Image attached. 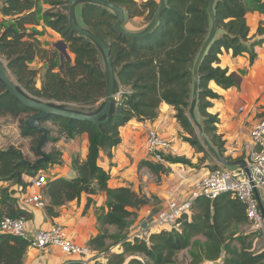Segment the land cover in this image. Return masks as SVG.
Returning a JSON list of instances; mask_svg holds the SVG:
<instances>
[{
    "label": "trees",
    "instance_id": "16d2710c",
    "mask_svg": "<svg viewBox=\"0 0 264 264\" xmlns=\"http://www.w3.org/2000/svg\"><path fill=\"white\" fill-rule=\"evenodd\" d=\"M111 1L125 9L128 19L144 17L146 22L140 27L152 20L159 7L158 0ZM209 1L167 0L159 25L142 38L117 32L114 28L117 17L105 7L88 3L78 9L80 21L109 46L122 93L112 118L105 124L95 125L55 115L42 120L44 125L52 122L59 128V136L54 138L48 127L45 145L61 137L74 139L83 133L89 136L86 159L73 158L76 175L49 180L44 186L46 214L58 217L57 208L80 200L84 194L87 195L86 208L93 196L100 192L107 196V209L98 215L100 232L87 244L97 252L96 259L70 260L66 264H186L179 262L177 256L191 247L195 249L189 264H264V247H257L259 234L253 229L249 233L240 230V224H250L246 204L234 198L231 192H224L215 199L197 198L192 213L181 218L180 230L153 231L142 239L131 237L130 229L138 217V210L149 204L150 198L127 186L110 187L111 175L99 163L102 150L112 156L121 143V127L133 119H156L163 102L174 106L176 118L187 134L184 140L204 156L195 164L185 156L171 153L164 156V162L151 160L147 155L150 159L142 165L160 174L170 171L165 162L195 168L206 162L209 151L189 116V108L194 89V65L211 29ZM69 2L45 0L50 9L43 10L40 0H1L0 12L8 20L2 23L3 31L0 27V56L16 81L35 97L70 107L95 109L105 98L107 88L100 52L93 42L72 27L69 11H51L52 7L62 4L69 10ZM215 11L219 30L200 67L196 114L202 117L200 122L212 145L221 155L233 159L226 155V142L218 133L219 116L207 111L212 105L211 99L221 98L209 83L214 80L224 89L241 88L248 69L230 72L220 65V54L223 49L232 50L234 57L247 54L250 66L254 65L264 44V21L260 22L257 33L251 35L248 14H264V0H216ZM42 20L67 43L75 55L74 61L61 59L57 50L42 45L39 35L43 31L36 28ZM37 59L47 64L41 78L40 68L31 66ZM33 113L0 81V117H19L22 134L33 138L32 150L40 156L37 144L42 133L29 127L27 118L23 117ZM49 155V161L36 163L37 159L31 161L15 145L0 148V182L4 185L0 187V220L10 216L29 221L31 214L26 206L30 205L24 203L26 195L19 198L16 193L26 191L29 178L62 163L61 151L55 149ZM111 227L115 228L114 232L109 229ZM200 236L205 238V243L196 244ZM30 244L27 238L0 230V264H25ZM117 245L121 251L112 252V246Z\"/></svg>",
    "mask_w": 264,
    "mask_h": 264
},
{
    "label": "crops",
    "instance_id": "0c3cea01",
    "mask_svg": "<svg viewBox=\"0 0 264 264\" xmlns=\"http://www.w3.org/2000/svg\"><path fill=\"white\" fill-rule=\"evenodd\" d=\"M137 1L141 3L144 0ZM138 18L140 17L129 18L127 27L129 29H139L135 27L140 22ZM248 20L251 28L250 34L255 35L260 22L264 21V14L251 12L248 14ZM43 25L46 26L45 29L49 28L50 32H53L56 36L59 35L47 26L43 20L36 28L43 31ZM220 59V65L223 68L227 67L230 72L248 69V73L244 76L241 88L224 89L214 80L210 81V88L220 94L221 98L211 99L212 105L207 111L219 116L218 133L222 135L226 145L236 142L238 147L246 150L251 145L250 133L253 126L264 116V44L260 55L252 66L249 64L247 54L234 57L232 50L223 49ZM196 115L198 120L201 121L200 114L197 113ZM150 128L156 129L172 142V149L169 153L185 156L195 164L199 162V158L204 156L203 152H197L189 142L184 140L183 136L187 134L176 118L174 106L167 102L161 104L156 119L152 121L133 119L121 127V143L113 150L112 156L102 150L99 163L111 175L110 187L127 186L150 198L149 204L138 210V217L134 222L133 231L143 229L152 223L171 201L189 198L196 185L211 171V167L218 166L216 163L208 161L204 162L200 168L190 167L182 163L167 162L165 165L170 168L168 173L156 174L152 172L146 165H142L143 161L150 159L145 148V139ZM53 142L55 146L68 142L67 144L70 143L75 146L70 148L71 154L79 152L82 160L87 157L89 149V136L87 133H83L74 139L61 137ZM0 148L6 147L0 146ZM62 151L64 154L62 163L50 166L44 172L49 180L61 177L72 178L76 175L72 163L74 157L68 159L67 157L70 158V155L65 150ZM1 186H4L2 182H0ZM13 188L18 189L17 186H13ZM42 190L33 185V178L31 177L26 191L24 193L17 192L16 197L21 198L25 195L42 192ZM92 198L93 201L87 208L86 194L80 200L71 201L57 208L59 216L55 218H51L46 214L45 207L26 206L31 214L28 221L29 230L34 233L36 230L47 228L53 223H60L68 229L71 237L76 242L89 244V241L100 232L98 225L99 213L103 209H107L106 193L100 192ZM260 198L264 207V192H261ZM240 230L249 233L252 231V227L249 223L244 226L240 224ZM133 231L130 229V232ZM154 231L158 232L160 230L156 229ZM260 239H264V233H259L258 238H256L257 243ZM118 251H121V248ZM102 259L104 258L102 257ZM70 260L79 259L75 256L63 254L56 247L46 249L29 248L25 264H66Z\"/></svg>",
    "mask_w": 264,
    "mask_h": 264
},
{
    "label": "built area",
    "instance_id": "2783aa9c",
    "mask_svg": "<svg viewBox=\"0 0 264 264\" xmlns=\"http://www.w3.org/2000/svg\"><path fill=\"white\" fill-rule=\"evenodd\" d=\"M250 137L251 145L246 150L238 147L236 142L226 145L227 156H231L233 159L240 157L246 159L250 175L242 167L231 170L227 166L218 165L196 185L189 198L171 201L152 223L143 229L133 231L130 236L142 239L156 229L180 230L181 218L192 213L197 198L215 199L224 192H231L234 198L246 204L247 216L252 229L258 234L264 233V213L260 198L261 192H264V116L253 126ZM145 148L151 160L164 162V156L172 149V142L156 129L150 128L146 135ZM48 182L49 179L45 173H39L33 178V185L40 190ZM24 203L45 207L46 200L43 193L38 192L26 195ZM0 230L29 239L30 248L56 247L63 254L75 256L84 262L93 261L97 257L95 250L87 244L76 242L68 229L60 223H53L47 228L32 233L29 230L28 221L24 217L4 216L0 220Z\"/></svg>",
    "mask_w": 264,
    "mask_h": 264
},
{
    "label": "water",
    "instance_id": "95a60500",
    "mask_svg": "<svg viewBox=\"0 0 264 264\" xmlns=\"http://www.w3.org/2000/svg\"><path fill=\"white\" fill-rule=\"evenodd\" d=\"M88 3L99 5L112 11L117 17V20L114 23V28L116 29V31L132 38H142L151 34L159 25L162 13L167 8V0H159V7L156 10L152 20L147 25L139 29H129L127 27L128 18L125 9L111 0H70L69 21L72 27L79 33V35L86 37L96 45L104 64L107 82L106 96L95 109H80L70 107L64 103L44 100L35 97L16 81V79L12 76L6 61L0 56V81L6 86L9 93L15 96L23 105L29 107L34 111V113L28 117L26 124L31 128L38 129L42 133L37 144V151L40 157L36 160V163L50 160L49 153L44 151L46 139L49 136V129L42 123L43 119L55 115L65 117L70 120L89 121L95 125H102L110 121L114 114V111L118 106L120 94L122 91L117 77L116 69L113 64L111 50L106 42L95 31L84 25L79 19L78 9ZM215 3L216 0L209 1L208 11L211 18V29L208 37L206 38L200 49L194 65V89L191 106L189 108V116L193 124L195 125L197 133L203 144L221 165L228 167H242L245 169L248 175H250V169L246 159H228L218 152V150L208 139L204 131V127L198 120L196 115L200 87V67L202 62L204 61L205 55L212 41L216 37L219 30L215 11ZM56 46L60 51L63 52V54L67 55L69 60H71V56L69 55L67 49V43H65L63 40H60L59 43L56 44ZM63 58L64 56L62 55V59ZM33 166H35V164ZM261 206L264 213V207L262 203ZM262 233L263 232H261V234Z\"/></svg>",
    "mask_w": 264,
    "mask_h": 264
},
{
    "label": "rangeland",
    "instance_id": "374dc122",
    "mask_svg": "<svg viewBox=\"0 0 264 264\" xmlns=\"http://www.w3.org/2000/svg\"><path fill=\"white\" fill-rule=\"evenodd\" d=\"M40 2L43 5V10L50 9L49 8V4L45 3V0H40ZM68 6H69V4H68ZM1 7H2V4H1V0H0V10H1ZM51 11H54V12L63 11L65 13H68L69 10H67L65 8V5L62 4V5H57L56 7H52ZM140 18H138L139 19L138 21H140V22L137 23V25L135 26L136 28H141L140 26L143 25L146 22V19L144 17H142L141 20H140ZM5 20H8V19H6V17H4V15L1 14V12H0V27H1L2 31L5 29V26L2 25L3 21H5ZM41 23H42V21H41ZM45 27L46 26L43 25V28H44L43 34L39 35V38H40V40L42 42V45L45 48H48L50 50H53V49L57 50L58 53H60L61 59H62V55L64 56V58L68 59L67 55L63 54V52L60 51L57 48V46H56V44L59 43L60 40H63V38L60 35L56 36L53 32H50L49 28L45 29ZM57 37H59V39H57ZM61 46H63V45H61ZM67 49H68L69 55L71 56V60L75 59V55L70 51L69 47ZM31 66L34 67V68L40 67V75L39 76L41 78V76H43V74H44V70L46 69L47 64H46L45 61H42L41 59H37L36 61H34L31 64ZM23 117L28 119L29 116H24L23 115ZM19 119H20L19 117H14V116H11V115L0 117V146L8 147L10 145H15L17 147H20V148L23 149L24 153L27 155V157L31 161H35L40 156H38L32 150L33 138L30 137V136H24L22 134V129L20 127ZM46 126L51 128V130H52L51 137L55 138V137L59 136V128L56 127L52 122H46ZM67 143L68 142H66L64 144H57L58 146H55L54 142L50 141L49 143H47L44 146V151L49 153V152L57 149V150L61 151L62 156H63L64 154H63L62 150H65L66 153H68V155H70V158L67 157L68 159H72L75 156H79V152H75L74 154H71L70 148H73L75 146H72L70 143L69 144H67ZM65 156H66V154H65ZM79 157H80V159L82 158L81 156H79ZM206 161L216 163L217 165H221L219 163V161L215 157L211 156L210 152H209V156H208ZM165 163H167V162H165ZM229 168L231 170L237 169V167H234V166L233 167L229 166ZM109 229L112 232L115 231L114 227L109 228ZM133 230H134V224L131 226V231H133ZM199 243H202V244L205 243V238L202 237V236L198 237L196 239V244H199ZM257 247L258 248H263L264 247V239H260V241L257 244ZM118 249H120V246H118V245L117 246H112L111 251L118 253V252H120V251H118ZM194 249L195 248L191 247V248H188V249L180 252L178 254V256H177L178 261L182 262V263L189 264L191 259H192V251H194Z\"/></svg>",
    "mask_w": 264,
    "mask_h": 264
},
{
    "label": "clouds",
    "instance_id": "9594fccd",
    "mask_svg": "<svg viewBox=\"0 0 264 264\" xmlns=\"http://www.w3.org/2000/svg\"><path fill=\"white\" fill-rule=\"evenodd\" d=\"M228 167V166H227Z\"/></svg>",
    "mask_w": 264,
    "mask_h": 264
}]
</instances>
